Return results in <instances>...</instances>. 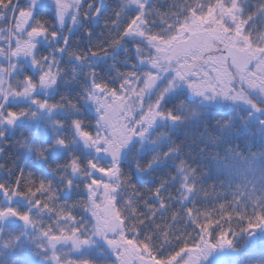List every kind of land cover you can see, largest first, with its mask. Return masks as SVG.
<instances>
[{
	"label": "snow or ice",
	"instance_id": "obj_1",
	"mask_svg": "<svg viewBox=\"0 0 264 264\" xmlns=\"http://www.w3.org/2000/svg\"><path fill=\"white\" fill-rule=\"evenodd\" d=\"M240 139L264 0H0V264H264Z\"/></svg>",
	"mask_w": 264,
	"mask_h": 264
},
{
	"label": "trees",
	"instance_id": "obj_2",
	"mask_svg": "<svg viewBox=\"0 0 264 264\" xmlns=\"http://www.w3.org/2000/svg\"><path fill=\"white\" fill-rule=\"evenodd\" d=\"M82 37V33H80ZM27 126H21V130L24 134L26 132ZM20 131L17 132L16 138H21ZM234 144H239V150L244 154L246 160H242L240 165H237V169L235 173L231 176H227L225 174L220 175L221 180L232 179L234 183L244 184L247 186L249 190L255 186L257 191L264 189V159L257 158V160L253 161L252 158L249 156V152H258V148L256 145H248L244 143L243 139L236 140L233 142ZM195 151V146L193 147ZM6 152L10 154V157L14 156L15 148H6ZM2 159V157H0ZM253 171L252 174L248 173V171ZM211 183V181H209Z\"/></svg>",
	"mask_w": 264,
	"mask_h": 264
},
{
	"label": "rangeland",
	"instance_id": "obj_3",
	"mask_svg": "<svg viewBox=\"0 0 264 264\" xmlns=\"http://www.w3.org/2000/svg\"><path fill=\"white\" fill-rule=\"evenodd\" d=\"M74 39H75V38H74ZM256 160H257V159H256ZM252 172H253L252 170H251V171H248V173H250V174H252Z\"/></svg>",
	"mask_w": 264,
	"mask_h": 264
}]
</instances>
